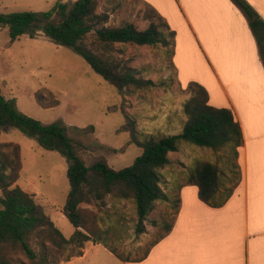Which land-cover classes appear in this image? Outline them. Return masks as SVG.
Segmentation results:
<instances>
[{
  "label": "rangeland",
  "instance_id": "1",
  "mask_svg": "<svg viewBox=\"0 0 264 264\" xmlns=\"http://www.w3.org/2000/svg\"><path fill=\"white\" fill-rule=\"evenodd\" d=\"M76 1L0 0V14L43 13L57 2L73 5ZM95 1L97 14L109 17L99 28L133 23L146 30L156 24L164 33L166 44H117L112 49L111 59L115 68L119 67L116 70L129 71L138 84L130 83L120 92L72 48L54 44L42 32L36 39L24 35L12 42L9 29L0 28V88L31 118L84 129L85 133L71 134L81 143L80 155L88 166L104 160L110 168L121 171L143 155L139 142L165 137L184 126L189 119L185 106L193 97L189 88L200 85L194 78H205L206 71L201 70L207 62L185 33L188 27L180 10L166 9L160 0ZM181 49L188 50V57ZM200 157L217 164L224 173L221 185L229 190L234 184L229 155L214 152ZM181 161L173 160L161 171L164 198L143 225L133 200L108 197L104 203L84 205L99 215L100 225L108 231L105 243L132 262L121 261L106 246L88 243L83 257L64 264H150L149 254L144 258L145 254L174 224L180 208L179 192L192 182V169ZM2 165L17 180L12 188L20 187L33 195L40 212L71 239L76 229L65 216L71 192L67 159L18 129L0 128ZM5 193L0 188V196Z\"/></svg>",
  "mask_w": 264,
  "mask_h": 264
},
{
  "label": "trees",
  "instance_id": "2",
  "mask_svg": "<svg viewBox=\"0 0 264 264\" xmlns=\"http://www.w3.org/2000/svg\"><path fill=\"white\" fill-rule=\"evenodd\" d=\"M235 1L249 19L264 63V22L246 2ZM108 19L107 14H97L95 0H77L73 5L57 2L51 10L43 13L0 14V28L9 29L12 42L24 35L36 39L42 32L54 44L72 48L121 92L128 84H138V81L129 71L121 73L116 70L119 67L115 68V61L111 59L114 46H157L166 44V38L156 24L144 31L133 23L99 28ZM189 89L193 97L185 106L189 120L183 133L139 142L143 155L133 166L115 171L104 160H98L92 166L83 160L79 150L82 145L71 133H85L84 129H69L59 123L45 124L31 118L23 114L17 101L8 99L0 88V128L18 129L37 139L45 149L57 151L67 159L71 192L65 216L76 229L72 238L67 239L40 212L33 195L20 187L12 188L17 180L11 178L2 165L0 188L6 193L0 196V264H64L83 257L88 243L106 246L121 261L132 262L105 243L108 231L100 225L99 215L84 205L104 203L108 197L133 200L139 223L143 225L157 202L164 198L161 171L171 164L169 155L178 152L182 142L229 155L234 177L229 190L223 189L220 181L224 173L215 165L201 164L192 171L191 177L199 186L201 199L206 204L213 208L224 206L242 180L239 165L240 149L244 145L242 128L231 110L210 105L205 88L192 84ZM173 226L168 227L166 235ZM166 235L150 247L144 258Z\"/></svg>",
  "mask_w": 264,
  "mask_h": 264
},
{
  "label": "crops",
  "instance_id": "3",
  "mask_svg": "<svg viewBox=\"0 0 264 264\" xmlns=\"http://www.w3.org/2000/svg\"><path fill=\"white\" fill-rule=\"evenodd\" d=\"M160 1L166 9L181 11L188 27L185 33L207 62L201 70L206 71L205 78L193 81L207 89L211 106L233 112L244 145L239 154L242 180L232 197L224 206L213 208L201 199L197 184H184L173 229L151 249L148 261L264 264V63L256 36L235 0ZM243 1L264 22V0ZM181 53L188 57V50ZM188 120L167 136L181 135ZM214 152L182 142L169 157L171 162L180 158L193 171L204 163L217 166L200 157Z\"/></svg>",
  "mask_w": 264,
  "mask_h": 264
}]
</instances>
